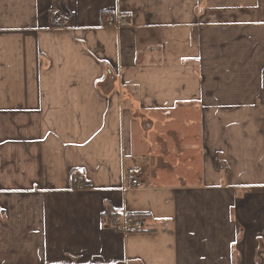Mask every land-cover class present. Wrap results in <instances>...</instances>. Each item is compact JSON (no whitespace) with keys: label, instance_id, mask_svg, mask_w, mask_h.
<instances>
[{"label":"crops","instance_id":"obj_1","mask_svg":"<svg viewBox=\"0 0 264 264\" xmlns=\"http://www.w3.org/2000/svg\"><path fill=\"white\" fill-rule=\"evenodd\" d=\"M0 264H264V0H0Z\"/></svg>","mask_w":264,"mask_h":264},{"label":"built area","instance_id":"obj_2","mask_svg":"<svg viewBox=\"0 0 264 264\" xmlns=\"http://www.w3.org/2000/svg\"><path fill=\"white\" fill-rule=\"evenodd\" d=\"M107 22L109 25L118 24L122 25L124 23L123 19L115 18L112 15H108L106 17ZM72 183L77 189H81L84 187H92V184L90 183H83L82 178L78 174H73L72 176ZM134 186H141L142 183L139 179H133L132 181ZM145 219L144 218H134L130 216H126L122 221L115 219L113 222V227L122 230L125 232H138L145 230Z\"/></svg>","mask_w":264,"mask_h":264},{"label":"trees","instance_id":"obj_3","mask_svg":"<svg viewBox=\"0 0 264 264\" xmlns=\"http://www.w3.org/2000/svg\"><path fill=\"white\" fill-rule=\"evenodd\" d=\"M107 215V214H106ZM115 215V214H114ZM112 215V216H114ZM130 217H134V218H138V217H141L142 215L141 214H134V215H129ZM117 217V215L115 216Z\"/></svg>","mask_w":264,"mask_h":264},{"label":"bare ground","instance_id":"obj_4","mask_svg":"<svg viewBox=\"0 0 264 264\" xmlns=\"http://www.w3.org/2000/svg\"><path fill=\"white\" fill-rule=\"evenodd\" d=\"M83 181V180H82ZM83 183H88V182H83ZM84 188H89V187H84ZM84 188H81V189H84Z\"/></svg>","mask_w":264,"mask_h":264}]
</instances>
